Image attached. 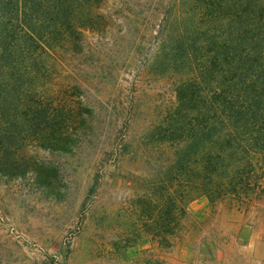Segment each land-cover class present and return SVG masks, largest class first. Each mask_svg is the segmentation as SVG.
Listing matches in <instances>:
<instances>
[{
	"label": "rangeland",
	"instance_id": "1",
	"mask_svg": "<svg viewBox=\"0 0 264 264\" xmlns=\"http://www.w3.org/2000/svg\"><path fill=\"white\" fill-rule=\"evenodd\" d=\"M180 1L104 0L102 27L61 51L49 88L66 89L70 145L25 141L17 162L3 156L0 264H264V202L199 198L171 211L177 229L160 217L174 193L157 132L182 73Z\"/></svg>",
	"mask_w": 264,
	"mask_h": 264
},
{
	"label": "trees",
	"instance_id": "2",
	"mask_svg": "<svg viewBox=\"0 0 264 264\" xmlns=\"http://www.w3.org/2000/svg\"><path fill=\"white\" fill-rule=\"evenodd\" d=\"M103 2L0 0V171L25 141L69 147L75 117L66 89L49 84L61 51L102 27ZM180 3L172 50L182 73L157 132L174 152L163 180L174 193L169 208L160 198V217L176 229L171 211L199 198L245 210L264 202V0Z\"/></svg>",
	"mask_w": 264,
	"mask_h": 264
},
{
	"label": "crops",
	"instance_id": "3",
	"mask_svg": "<svg viewBox=\"0 0 264 264\" xmlns=\"http://www.w3.org/2000/svg\"><path fill=\"white\" fill-rule=\"evenodd\" d=\"M207 201V203H208V200H206Z\"/></svg>",
	"mask_w": 264,
	"mask_h": 264
}]
</instances>
